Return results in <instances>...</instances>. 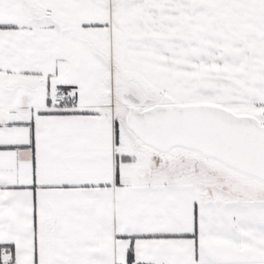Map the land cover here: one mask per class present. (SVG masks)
Here are the masks:
<instances>
[{"label":"snow or ice","instance_id":"snow-or-ice-1","mask_svg":"<svg viewBox=\"0 0 264 264\" xmlns=\"http://www.w3.org/2000/svg\"><path fill=\"white\" fill-rule=\"evenodd\" d=\"M0 264H264V0H0Z\"/></svg>","mask_w":264,"mask_h":264}]
</instances>
